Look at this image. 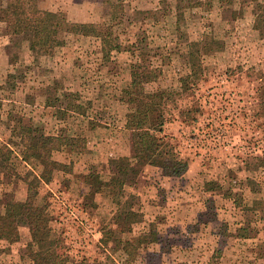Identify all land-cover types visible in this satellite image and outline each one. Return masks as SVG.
<instances>
[{
  "label": "rangeland",
  "instance_id": "obj_1",
  "mask_svg": "<svg viewBox=\"0 0 264 264\" xmlns=\"http://www.w3.org/2000/svg\"><path fill=\"white\" fill-rule=\"evenodd\" d=\"M42 1L36 0V5L45 10L39 7ZM59 1L54 12L65 13ZM80 1L89 5L94 18L87 25L111 21L106 0ZM112 1L117 6L112 26L121 39L146 36L156 42L154 48L165 41V53L175 51L171 63L153 59L162 74L147 86L148 91L176 87L178 69L189 65V51L198 49H191V44L200 45L198 79L188 80L189 91L165 112L164 135L178 156L190 162L187 174L182 179H163L158 168L136 167L129 181L105 188L115 195L114 202L106 194H88L83 188L79 160L88 159L96 143L107 151L104 132H93L105 127L97 120L110 124L117 116L112 125L121 151L126 143L120 117L133 110L125 103L121 108L118 102L131 83L128 56L113 52L104 58L91 27L84 35L62 32V47L49 56L33 57L28 42L12 36L7 24L0 22V153L18 175L31 180L41 172L45 159L26 166L19 158L22 145L44 131L67 134L65 128L55 126V109L41 107L43 101L60 93L57 108H64V95L81 93L85 115L78 124L96 126L87 134L88 151L80 156L55 153L53 158L70 165L71 173H58L65 176L61 188H41L51 197V227L63 242L67 264H264V185L251 186L246 180V163H256L264 154V39L254 29L253 15L256 1L262 0H243L242 16L235 21L227 11V0ZM2 9L25 11L26 0H0ZM105 159L100 158L91 171L108 173ZM0 181V205L26 190L9 175H1ZM207 183L221 188L206 192ZM133 193L143 202L145 223H154L157 234V242L143 244L134 260L113 251L112 243H101L103 228L115 227L111 210ZM247 223L256 226V236L236 239L237 228ZM25 227L26 221H19L21 239L0 264H30L26 249L30 233ZM142 231L135 225L131 238L119 237L135 241Z\"/></svg>",
  "mask_w": 264,
  "mask_h": 264
},
{
  "label": "trees",
  "instance_id": "obj_2",
  "mask_svg": "<svg viewBox=\"0 0 264 264\" xmlns=\"http://www.w3.org/2000/svg\"><path fill=\"white\" fill-rule=\"evenodd\" d=\"M242 1L227 0V11L231 13L234 21L242 16L240 8ZM26 4L27 10L25 11L2 9L0 22L7 24L12 36L21 37L28 42L29 51L33 57L49 56L56 48L62 47L65 44V41L60 38L62 32L68 36L84 35L91 27L104 58L107 54L115 52L127 55L130 62L131 83L128 89L122 92L120 98L122 103L133 107V110L126 116L125 124L126 130L130 133V154L111 159L109 172L106 174L93 170L81 176L85 191L94 195L104 196L106 194L114 202L115 195L107 193L105 188L114 182L129 181L136 167L158 168L165 178L182 179L189 170L190 162L178 156L175 146L164 135L167 122L165 112L170 103L175 102L189 91L190 82L188 80L198 79V71L199 68L201 69L198 65L199 43H193L190 46L191 49H198L189 51V65L183 68L178 67L176 87L148 91L147 86L157 82L162 74L160 67H155L153 59L157 57L163 64L171 63L175 51L171 49L165 53L167 48L165 41L154 48L153 45L156 42L153 39L148 40L146 36L137 35L135 41H125L116 35L112 23L116 19L113 11L117 6L112 0L105 1L111 21L92 26L70 22L66 12L41 10L36 5V0H26ZM253 15L254 29L264 39V0L256 1ZM151 50L154 51L153 55ZM186 70L189 73L182 75ZM62 97V94L57 93L52 100L45 99L43 106L55 109L53 114L55 126L65 128L67 134L58 135L54 131L53 133L44 131L42 134L30 136L28 143L22 145L23 149H19L21 153L19 158L24 164L32 160L45 159L40 173L31 180H27L18 175L13 165H8V159L0 153V176L9 175L16 179L17 183L26 186L24 198L11 197L10 202L0 205V242L6 244L5 248L0 249V263L12 255L11 246L20 241L19 221L23 219L30 233L26 246L30 264H67L63 242L51 227L53 220L51 197L43 194L41 188L43 185L52 183L58 173H71L70 165L56 161L53 155L68 152L80 156L87 152V134L96 126L89 123V128H85L78 124V118L85 115L81 93L64 95L67 101L66 106L57 108V103ZM255 161L256 163L253 164L246 163V180L251 186L259 187L261 183L264 185V154ZM259 178L263 181L257 182ZM210 184H214L215 187H210ZM206 186V192H214L221 188L216 183H207ZM111 213L114 214L115 227L103 228L101 243L105 246L112 243L113 251L120 252L123 257L127 256L134 260L135 254L140 251L143 244L157 242V234L153 231L154 223H145L143 202L137 193L131 194L122 205L116 203ZM135 225L142 226L145 230L142 231V237L135 241L127 237L123 239L126 235L132 237ZM256 232L257 228L252 223L242 224L237 228L235 238L251 239L256 236ZM119 236H123L122 239Z\"/></svg>",
  "mask_w": 264,
  "mask_h": 264
},
{
  "label": "crops",
  "instance_id": "obj_3",
  "mask_svg": "<svg viewBox=\"0 0 264 264\" xmlns=\"http://www.w3.org/2000/svg\"><path fill=\"white\" fill-rule=\"evenodd\" d=\"M58 1L59 0H45V3H44V1H42V3L39 5V7L44 8L45 10H49V11L54 12L56 10L53 9V6ZM59 2L60 3L58 5L62 6V10H65L67 12L68 19L72 20V22H79V23H84V24L93 23L94 18L91 16V13H90L91 8L89 7V5L82 4V1H80V0H60ZM145 2H148V0H145ZM112 55H113V53H111V56ZM118 102H119V106L121 108H124V104L120 101V99ZM41 107L46 108L45 106H41ZM46 109H49V108H46ZM127 113H128V110H126L125 115L123 117L122 116L120 117V119H121V130H122V132H124L125 143H126L123 150H121L123 152L120 154L121 151H119V148L116 145L117 143L115 142L116 139L114 137L115 127H114V125H112V123H114L116 121L117 116L115 115L114 118L112 117L115 120L111 121L110 124H107L108 120H104V121L103 120H97L99 123H103L105 125V127L99 126L93 132H95L96 134H98V131L104 132L102 139L103 138L105 139V146H107V151H103L101 149V145L96 143L97 147H94L95 152L94 153L89 152L90 156L85 161L79 160V165H81V166H79V168L81 170V171H79L80 174H82V175L89 174L91 172V170L94 169V166L99 162L100 158H101V160H104V157L105 158L107 157V159H105V165H106L105 167L108 170L109 161L112 158L129 156V154H130L129 145H128L129 132L125 129V120H126V114ZM89 150H91V149L89 148ZM25 165L29 167V164L25 163ZM159 174H161V176H162V173H159ZM62 178H65V176L63 174H61V175L58 174L52 183L44 185V186L50 191H53V188H61V185L63 184L61 181ZM162 178L166 179L163 176H162ZM11 184H12V182H11ZM19 185H21L20 186V188H21L23 184H19ZM23 186L26 188L25 185H23ZM25 195H26V190L23 194L20 193L19 195H17V197L15 194L14 198L15 197L16 198H24ZM11 199L12 198H9L3 204L10 202ZM3 204H1V205H3ZM22 220L23 219H21L20 221H22ZM25 228L28 230L27 232L29 233L28 227H25ZM0 244L2 247H6V244L4 242H0ZM11 248H13V245L11 246ZM12 252H14V251H12Z\"/></svg>",
  "mask_w": 264,
  "mask_h": 264
}]
</instances>
